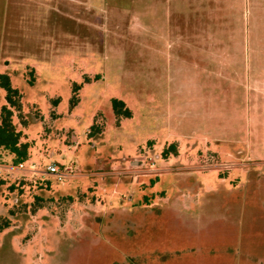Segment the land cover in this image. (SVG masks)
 I'll use <instances>...</instances> for the list:
<instances>
[{"label":"rangeland","instance_id":"374dc122","mask_svg":"<svg viewBox=\"0 0 264 264\" xmlns=\"http://www.w3.org/2000/svg\"><path fill=\"white\" fill-rule=\"evenodd\" d=\"M177 1L0 0V264H264V0Z\"/></svg>","mask_w":264,"mask_h":264},{"label":"trees","instance_id":"16d2710c","mask_svg":"<svg viewBox=\"0 0 264 264\" xmlns=\"http://www.w3.org/2000/svg\"><path fill=\"white\" fill-rule=\"evenodd\" d=\"M31 83L33 84L34 82ZM0 88L4 90L6 99V104L0 109V151L8 152L12 157L14 166H18L30 159L32 148L31 143L25 140L24 132L18 130L14 122V117L17 113L22 124L24 126L27 125V121L22 114L24 94L14 87L10 75L6 73L0 74ZM80 89V85H74L73 87L72 108L76 107L80 102L78 96ZM58 103L59 100H55L54 106H57ZM112 106L117 120L131 118L133 115L127 104L120 99H112ZM171 155H178L176 145H172L163 151L164 158H168ZM1 185L2 182H0ZM5 227H8V224Z\"/></svg>","mask_w":264,"mask_h":264},{"label":"crops","instance_id":"0c3cea01","mask_svg":"<svg viewBox=\"0 0 264 264\" xmlns=\"http://www.w3.org/2000/svg\"><path fill=\"white\" fill-rule=\"evenodd\" d=\"M4 1V2H3ZM5 3H6V0H2V6L4 5L5 6ZM1 6V7H2ZM159 6V5H158ZM160 7H163V6H160ZM186 7V8H185ZM193 7H194V5L193 4H183L182 3V0H178L177 1V3L176 4H167V7H165L164 6V8H165V10L166 11H171V10H173V11H175V12H177V11H184L185 9V11H194V9H193ZM3 8V7H2ZM182 44H184V43H182ZM185 44H188V45H190V50L189 51H187V53L186 54H188L189 56H191V57H193V58H195L196 59V61H198L199 59L197 58V56H198V54L197 53H194L193 52V38H190V41L189 42H186L185 41Z\"/></svg>","mask_w":264,"mask_h":264},{"label":"built area","instance_id":"2783aa9c","mask_svg":"<svg viewBox=\"0 0 264 264\" xmlns=\"http://www.w3.org/2000/svg\"><path fill=\"white\" fill-rule=\"evenodd\" d=\"M67 171L69 170H61V168L55 164H52L48 167V173L53 175L59 182H64V180L67 178Z\"/></svg>","mask_w":264,"mask_h":264}]
</instances>
